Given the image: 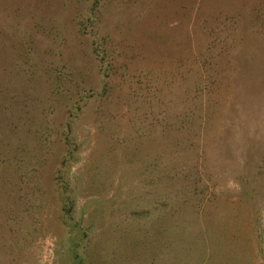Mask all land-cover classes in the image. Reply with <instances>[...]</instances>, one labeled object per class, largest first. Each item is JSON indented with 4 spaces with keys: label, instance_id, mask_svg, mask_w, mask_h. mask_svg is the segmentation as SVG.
Segmentation results:
<instances>
[{
    "label": "rangeland",
    "instance_id": "1",
    "mask_svg": "<svg viewBox=\"0 0 264 264\" xmlns=\"http://www.w3.org/2000/svg\"><path fill=\"white\" fill-rule=\"evenodd\" d=\"M0 264H264V0H0Z\"/></svg>",
    "mask_w": 264,
    "mask_h": 264
},
{
    "label": "trees",
    "instance_id": "2",
    "mask_svg": "<svg viewBox=\"0 0 264 264\" xmlns=\"http://www.w3.org/2000/svg\"><path fill=\"white\" fill-rule=\"evenodd\" d=\"M94 42L96 43L97 39H94ZM95 49L98 50L97 47ZM206 87H207L206 85H198L195 88V92H197L196 94L199 95L200 93L204 92L206 90ZM199 109H202L201 105H198L196 108L195 107L192 108V113H191L190 117L188 115L186 119L179 118L177 121L178 126L179 127L186 126L189 129H193V128L195 129V128H201V127L208 128L211 125V123L208 121V118H204L203 116L197 114V110H199ZM66 191L67 190L65 189V192ZM68 201L70 203L72 202L70 199H68ZM69 209L71 210V206L69 207ZM144 209H145V207H144ZM140 210H142V209H140ZM66 218H67V220H65L64 222L69 221L70 217L66 216ZM83 234L86 235V232Z\"/></svg>",
    "mask_w": 264,
    "mask_h": 264
}]
</instances>
